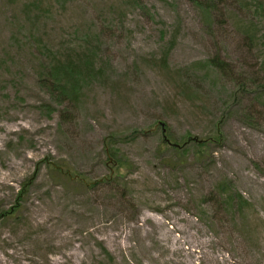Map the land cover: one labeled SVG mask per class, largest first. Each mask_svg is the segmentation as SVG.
<instances>
[{
	"label": "rangeland",
	"instance_id": "374dc122",
	"mask_svg": "<svg viewBox=\"0 0 264 264\" xmlns=\"http://www.w3.org/2000/svg\"><path fill=\"white\" fill-rule=\"evenodd\" d=\"M198 1L0 0V264H264V0Z\"/></svg>",
	"mask_w": 264,
	"mask_h": 264
},
{
	"label": "trees",
	"instance_id": "16d2710c",
	"mask_svg": "<svg viewBox=\"0 0 264 264\" xmlns=\"http://www.w3.org/2000/svg\"><path fill=\"white\" fill-rule=\"evenodd\" d=\"M193 2L198 6H202L201 2H199L198 0H193ZM210 5L211 2L209 1L208 6ZM206 7L207 4L205 5L204 8L202 7V9H204L205 12L207 11ZM86 70L88 69L85 67L81 68L80 66H78V62H76L73 58H69L61 62L60 65L57 63L55 66L50 67L49 74L58 92H60L63 95H67L69 92L71 96L76 97L77 94L75 93V90L77 86H74L75 83H73V79L77 77L78 80L82 81L83 78L87 77ZM65 89L67 91H64ZM220 128H221L220 126H215V131L212 136L197 138L190 134H186L180 140H173L169 134H166V130L163 128L162 129L163 139L161 143L174 152V157H175L174 161H176V166L184 165L189 156H191L195 161H205L208 159L207 157L208 154L210 153V147L219 144L220 135H221ZM111 139H113V137H111ZM111 141L109 142L110 144ZM113 153L116 152L112 149L109 155L113 156ZM167 161L168 163L170 162V160ZM114 166L116 167V170H114L113 173L115 174L116 177H118L120 175L119 171L124 170V165L120 162L119 159H116L114 160ZM176 166H172V167H176ZM50 168L56 170L59 173H62V171L64 170L65 172L63 171V174L65 173V175L66 173L70 172V170L64 167L63 165L51 164ZM67 177L69 178L68 180L72 178L71 175H67ZM74 178L78 180L76 176ZM215 190H216L215 196L221 199V202L219 201V206L225 205L227 206L225 208H231L232 205L236 204L239 206V208H241L243 207V205H249L248 200L244 198L240 192L231 190L228 187V184L225 183L224 181L219 182L216 185ZM24 193H26V189L24 191L21 190L19 192L17 196V202L20 200V197ZM17 209H19V206L15 208H11L8 211L1 212L0 217H9L10 215H13L15 212H17Z\"/></svg>",
	"mask_w": 264,
	"mask_h": 264
}]
</instances>
